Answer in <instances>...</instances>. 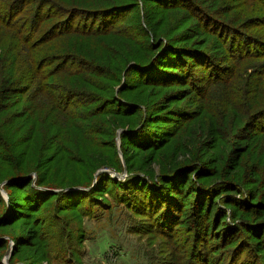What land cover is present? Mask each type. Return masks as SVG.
<instances>
[{
    "label": "trees",
    "instance_id": "16d2710c",
    "mask_svg": "<svg viewBox=\"0 0 264 264\" xmlns=\"http://www.w3.org/2000/svg\"><path fill=\"white\" fill-rule=\"evenodd\" d=\"M154 3L164 7L162 15H151L149 4ZM125 12L141 14L146 23L140 17L130 24L119 22ZM189 20L194 23L185 26ZM128 25L132 30H127ZM122 39L127 42L124 48L115 43ZM203 46L217 52L205 67L208 76L203 74V85L196 87L192 79L206 61ZM215 67L220 68L218 74L213 72ZM141 82L140 93L151 87L153 96L159 92L154 89L175 84L195 87L197 92L192 97L179 90L156 100L140 96L129 100L123 95ZM112 84H122L119 95ZM190 98L197 109L172 105ZM75 103L91 108L77 109ZM134 115L139 122L125 128ZM213 115L218 116L222 133L211 127ZM182 120L206 122V140L214 137L213 142L232 145L222 168L217 167L219 159L206 158L207 153H199L193 145L175 146L166 169L149 167L153 161L161 167L162 153V158L129 169L132 175L123 183L100 172L89 188L62 190L57 197L70 192L89 196L110 182L121 187L117 195L145 184L148 197V192L154 195L153 203L149 201L152 207L166 211L174 200L164 197L160 185L186 174L194 194L193 217L187 222L195 221L198 228L191 243L181 244L170 236L175 248L172 264H211L214 248L228 247L240 230L248 233L244 235L248 242L236 245L237 256L229 264H264V248L257 247L261 240H249L264 234V194L259 190L264 188V176L238 181L233 175L249 150L242 141L264 136V0H0V184L6 190L21 184L29 187L20 200L10 193L11 200L6 201L0 194V227L29 213L41 198L59 188L54 164L83 165L89 160L90 173L101 167L122 170L114 142L108 155H100L104 133L114 138L118 127L126 129L120 139L128 160L133 152L138 156L150 148L164 151L169 139L165 129ZM158 125L164 128L160 132ZM51 128L58 138L57 148L49 156L40 148L36 161H28L27 152L19 148L28 146L38 132L46 140ZM71 132L94 143L93 152H82L76 144L69 147L66 138ZM263 145L257 141L259 149ZM140 166L146 169L140 171ZM201 177H208L205 184L198 182ZM7 246L8 241L0 239V264ZM247 251L255 252V258L241 262L239 257Z\"/></svg>",
    "mask_w": 264,
    "mask_h": 264
},
{
    "label": "rangeland",
    "instance_id": "374dc122",
    "mask_svg": "<svg viewBox=\"0 0 264 264\" xmlns=\"http://www.w3.org/2000/svg\"><path fill=\"white\" fill-rule=\"evenodd\" d=\"M197 1L199 2L200 0ZM204 3L206 4V2ZM207 4L210 3L207 2ZM149 8H151V15L153 14V17L164 13V7L160 4H149ZM139 17L145 24L146 19H143L141 14L133 12L123 13L122 17H119V22L125 20L124 22L130 24L131 21L137 20ZM175 18L177 19V17ZM193 23V20L186 21L185 26H190ZM182 29L180 28L178 31ZM127 30H132L131 25L127 26ZM143 38L147 39V37ZM191 42L192 40L181 42L180 44ZM115 43L121 45L122 48L126 47L127 44L124 39ZM130 49L132 50L133 46H130ZM201 50L206 55V61L205 65L199 67L197 70L196 75L198 77L194 76L192 79L195 80L194 84L196 87L203 85V74L207 70L205 67L214 61L216 57L214 54L217 52L215 49H212V46H203ZM134 61L136 60H132L131 62L135 63ZM215 68L209 69L213 71ZM219 70L220 68L217 67L213 72L218 74ZM206 74L208 76L207 72ZM121 85L112 84L116 94H118L117 90ZM143 88V82L136 83L131 89L126 90V93L123 95L129 100L134 99L135 96H140L142 97L141 99L150 98L156 100L165 96L175 95L174 93H177L179 90L185 91L182 93H188V96L192 97L197 92L195 87L191 88L189 85L175 84L154 89V92H157V90L159 92L158 95L153 96L150 93L151 87H146L145 91L140 93ZM189 91L192 92L190 93ZM103 94L106 95V93ZM172 105H186L189 108H198L196 107L197 105L193 104L192 98L185 101H176ZM74 106L77 109L82 108V110L84 108H91V106L85 105L81 107V103H75ZM16 107L20 109L22 104L16 105ZM136 114L139 115V113ZM137 115H134L128 125L124 127L127 128L130 124L136 125L140 119ZM211 118V127L214 130L218 128L217 133H222L218 116L213 115ZM185 122V120H182L178 125L174 123L171 127L167 126L169 129L166 128L165 132L167 134L166 138L168 137L169 139L167 138V148L164 151L158 152L150 148L146 153H141L138 156H136L137 152H133L129 154L128 160H126L121 151V132L119 133V131L123 128L116 127L114 138L111 137L110 133H104L100 137L101 143L104 144L100 155H108L111 148L110 145L114 142L115 147L119 150L123 169L120 171L106 167L99 169L105 168L111 175L113 172L120 174L117 178L113 175L112 177L123 183L128 175H132V171L129 172V169H137L139 163L142 161H145L146 164L150 163L153 158H162L160 154L163 153L161 167L156 166L154 161L149 167L153 170L166 169V166L169 165L172 147L189 145H193V148L199 153L205 151L207 153L206 158H212V160L219 159L220 162L217 167L222 168L223 163L227 162V156L232 145L223 140L213 142L214 137L207 138L208 140H206L203 134L206 122H197V120ZM180 126L181 129H179ZM162 129L164 128L158 125L157 132H160L159 130ZM50 130V135L46 140H43V135L38 132L35 138L30 140L28 146L23 145L19 148L27 152L26 158L28 161H36L40 148L46 149L48 156L57 148L56 142L58 138L54 136V130L52 131V128ZM198 135L202 137L199 139ZM145 136H148V134L146 133ZM66 140L69 147L70 144L75 147L77 145L82 152H93L94 143L84 140L83 136L75 132L69 133ZM257 141L264 144V136L251 141H242L241 143L242 146L247 145L249 150L239 159L238 168L233 172V175L239 178L237 179L238 181H249L252 180V177L261 179L264 176V152H262L264 151V145L259 149L256 146ZM258 156L261 158L260 161ZM88 162L89 160L86 163ZM86 163L83 165L68 164L66 162L54 164L55 168H52V172L60 182V184L56 182V186L59 188L54 189L53 193L48 194L43 199L41 198L37 206L31 209L29 213L17 215L7 225L5 224L0 227V239L8 241L2 262L4 264H172L171 256L175 248H173L170 236H172V239L179 240L181 244L187 240L191 243L194 230L198 228L195 221L189 224L187 222L193 217L194 202V194L188 187L189 177L185 174L180 179H176L178 180L176 182H168L165 186L160 185L162 189H159L164 194V197L167 200H174L169 204L171 209L168 208L166 211H159L156 207H152L151 203H153L154 195L148 192L150 198L148 197L145 193L147 189L145 184L139 187L132 186L131 190L125 189L119 193L118 189H121V187L110 182L109 185L104 184L102 191L90 192L89 196L86 193L77 195L74 194L75 192H70L59 194L57 197V193H61L62 190L89 188L87 186L91 181H96L95 175L99 169L96 172L90 173L86 169ZM140 167V171L146 169L145 166ZM259 167L262 170L261 172H259ZM226 170L230 171L231 169L228 167ZM34 176L36 178L35 173ZM88 178L91 179L88 180ZM206 178L208 177H201L198 182L205 184L208 180ZM62 179L63 181L61 182ZM247 186L249 188L256 186L255 189H258V185ZM124 188H127V185ZM116 190H118L117 193L119 195L116 194ZM259 190L260 193L264 194V188H260ZM10 193L20 200L28 195L29 187L24 188L21 184L20 187L6 190L3 183H1L0 194L6 201L11 200ZM150 200L151 203L149 202ZM28 202L30 203V200ZM216 202H219V200ZM169 222L172 223V229L167 226ZM247 234L243 230L235 232V238H233L232 243L228 247L218 250L214 248L213 257L215 260L212 259L211 264H229L237 256L238 251L234 250L236 245L245 239L248 242V239L244 236ZM258 236V238L249 236V240H261V244H258L257 247L262 246L264 248V234L260 233ZM16 239H19V243H16ZM219 240L221 239L219 238ZM8 250L10 252L6 256ZM239 258L241 262L253 260L255 252L251 253L247 251Z\"/></svg>",
    "mask_w": 264,
    "mask_h": 264
},
{
    "label": "water",
    "instance_id": "95a60500",
    "mask_svg": "<svg viewBox=\"0 0 264 264\" xmlns=\"http://www.w3.org/2000/svg\"><path fill=\"white\" fill-rule=\"evenodd\" d=\"M123 131H125V129H121V130L119 131V133H120V132H123ZM100 172H107V169H105V168H104V169H99V170L97 171L96 175H98ZM112 175H113L114 177H116V178L120 176V174H118V173H116V172H113ZM80 189H81V188H80ZM8 252H10V250L7 251L6 256H8V254H9Z\"/></svg>",
    "mask_w": 264,
    "mask_h": 264
}]
</instances>
